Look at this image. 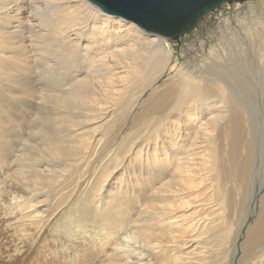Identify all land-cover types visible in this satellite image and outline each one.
Listing matches in <instances>:
<instances>
[{
	"label": "rangeland",
	"instance_id": "obj_1",
	"mask_svg": "<svg viewBox=\"0 0 264 264\" xmlns=\"http://www.w3.org/2000/svg\"><path fill=\"white\" fill-rule=\"evenodd\" d=\"M5 3L6 0H0V35L4 41L1 43L0 55H5V59L0 60V66H5L1 69L5 72L3 80L0 77L1 83L4 87L7 85L5 89L16 90L21 83L20 74L23 75L22 73H27L29 70L30 77L35 82L39 80L37 86H40L44 77L47 76L43 73L45 72L42 64L44 61L40 60L41 55L47 59L53 56H48V58L46 54H42L41 45L35 44L33 47L30 44L33 38L28 36V25H26L29 18L22 19L27 15L26 11H22L19 20L13 18L15 13H12L13 15H10L12 17L8 19L4 18L7 17V11L4 9L17 8L14 3L4 7ZM25 3L24 7L29 8V2L25 1ZM261 3H264V0L222 5L205 16L195 30L178 41L166 39L173 52L172 63L184 71L197 73L205 63L214 64V58H210L212 48L221 53L225 45L227 49L237 53L241 49L230 45L235 39H239L242 43L241 47L245 44L246 48L251 40L258 42L260 40L258 38L264 37V35H259L261 32L264 34L263 27L252 31L253 35L249 33V36L244 31L243 25L256 21L255 17H261V12L257 8ZM103 13L101 11L100 14L107 16ZM252 15L255 17L253 18ZM140 30L149 38L158 37ZM253 36L254 39H252ZM93 45L88 55L90 59L84 61L81 58H73L72 61L69 59L70 63H67L65 59L62 60H65L63 63L61 61L57 75H55L57 78L55 86L58 90L55 94L62 95L65 90L78 88L76 81L80 77H87L90 83L98 82L97 91L102 88L101 90L106 91L107 95L109 91L106 82L110 78L116 81L117 90L125 89L123 94H120L121 99L114 106V116L101 127L96 137L92 136V133L89 136L84 134L82 137L78 131L75 132L74 127L70 128L71 130L65 128L64 132L60 127L55 129L50 124L51 122L41 125L23 119L8 123L0 121V132L6 136V139L9 137L6 142L9 146V157L5 162L0 160V264H162L163 261H160L162 252H152L147 248L142 237L135 234L134 221L139 220V217L150 218L147 205L149 204L148 199L154 194L151 189L149 190L152 188L149 183H154L155 178L154 186L177 188L175 180L171 178L173 168L175 170V161L172 160L170 163L162 160L163 169H160L159 162L152 164L157 170L154 172L155 178L147 172L150 169L141 168L142 164L139 162L140 160L151 162L154 157H160L167 151L171 153L186 151L193 142L196 143L199 151L201 149L199 156L202 160L196 163L195 168L186 166L187 168L182 170L180 175L182 193L177 198L170 194L169 198L176 199L175 202L181 198L184 202L198 200L206 203L204 206H199L198 211L205 214L208 213L207 210L212 211L211 218L216 220H211L214 222L211 228L220 234L214 241L218 247L215 251L218 253L216 259L229 260L230 264H242L241 260L254 250L253 237H258V232L264 230L261 227L264 221V86L259 84V75L253 72L240 75V78L248 83V90L246 93L234 92L235 97L241 102L237 121L228 115L226 102L225 108H220L221 105L216 102L209 103L203 109L204 117L200 115L201 122H203L202 130H197L195 125L181 127L179 144L174 145L177 140L171 141L168 136L162 141L158 139L157 146L151 145L150 150H146L145 144H140L142 139L139 138L168 106L174 71L166 70L153 83L144 76V79L135 76L136 78L134 77L130 84L123 86L122 78L125 74L121 67L125 65L129 69L127 57H124L125 59L119 57L110 47L104 49L103 46H96L99 44ZM25 51H31L32 55L27 58L29 62L22 63V58L26 56L21 55ZM115 63L123 65L114 70ZM23 66H27L28 70H24ZM95 70L98 72L96 73ZM112 72L117 74L112 75ZM205 77L212 78L207 75ZM63 79L64 81H61ZM18 89L21 91L22 87ZM18 92L14 94L18 95ZM223 92L226 98L229 91L224 88ZM213 94L216 96L213 100H218L216 92ZM245 95L248 97L251 110L256 111L258 115L256 130L251 128V119L247 114L249 109L244 108ZM38 96L35 92V97ZM14 102L18 105L17 108L23 105L21 101L14 100ZM37 103L41 104V99ZM224 109L227 110V114H223V118H220L222 114H219V111ZM18 110L22 112V115L25 114L26 109L19 108ZM98 119L101 117L98 116ZM94 123L95 121L88 123L86 129L91 128ZM43 127L46 129L51 127L48 133L54 131L56 137L63 138L64 154L50 153L54 150V147L50 146L52 141L47 142L49 138L44 136L46 132L38 130ZM60 130L62 133L59 132ZM76 145L79 149L81 148L82 154L71 151L70 147H76ZM65 156L74 159L72 161ZM120 166L123 167L117 171ZM33 167L38 171V178H36L37 175L34 177ZM142 172L147 181L142 177L143 175H139ZM108 175L113 177V181L108 178ZM105 178H108L107 183L104 181ZM187 179L195 181V184L191 185L195 187L189 191V196H186L182 189ZM112 182L114 185L109 186L108 184ZM124 182H127L125 186L127 190L123 193L124 198H121L122 205L114 208L112 202H107L109 199L105 196L107 192L101 191L100 188L104 184L105 188L107 187L106 191H110L108 195L111 197L112 192H116ZM184 186L189 187L190 185L185 184ZM193 193H195L194 198L191 197ZM213 205H215L214 208H212ZM190 207L191 205L188 207L184 204L183 209H178V213H183L186 208ZM192 212L193 210L190 209L185 214H192ZM202 222L201 220L198 223L197 229ZM238 234L239 238L235 241L234 238ZM174 245H177V240L174 241ZM173 251L177 253V247H174ZM254 261L250 264H255Z\"/></svg>",
	"mask_w": 264,
	"mask_h": 264
},
{
	"label": "bare ground",
	"instance_id": "obj_2",
	"mask_svg": "<svg viewBox=\"0 0 264 264\" xmlns=\"http://www.w3.org/2000/svg\"><path fill=\"white\" fill-rule=\"evenodd\" d=\"M25 1L29 2L30 5L29 8L24 7L26 5ZM11 3L17 5V8L14 9L10 7L4 9L5 11H7L6 14L7 17L4 18L8 19L12 17L10 16L12 13H15L13 18L15 17L17 20H19L20 19L19 15L22 13V11L23 10L26 11L27 15L23 16L22 19H25L26 17L29 18L26 25H28L27 26V33L29 34L28 36L33 38L30 44H32L33 47L35 44L41 45L40 51L41 52L43 51L42 54H46L47 57L52 55L53 57L52 58L48 57L49 59H47L45 56L41 55L42 59L39 58L41 61H44V63L42 64L45 72L43 73H45L44 74L45 76L47 75L46 77H44V81H45V82L43 81L44 84L42 82H39L42 83L40 86H37V82L39 80L35 82L30 77L31 74L28 70V67L23 66V69L28 71L27 73H22L23 75L20 74L19 81L21 80L20 81L21 83L19 85L22 87V90L20 91V89H18L20 86L17 87L19 92L17 89L13 90L12 88H10L11 86L9 87L11 90L5 89L7 85L5 87L2 85L1 79L5 76L4 75L5 72H3L1 69L5 66L3 65L0 66V77H1L0 121L1 122L4 121L8 123L14 120H22V119L28 122L30 121L36 122L41 125L42 123L46 124L51 122L50 124H52L55 129L60 127L61 130L65 132V128L70 129L74 127L75 132L78 131L80 135H82V137L84 136V134L89 136L90 133H92V136L96 137L101 127L114 116L115 113L114 106L121 99L120 94H123L125 89L122 88L121 90H117L115 88L116 81H114L111 78L109 79L108 77L107 79H109V81L106 82L107 84L106 87L109 91L108 95L105 94L106 91L101 90L102 88L100 89V91L98 90L100 92L98 93L97 91L99 86L97 84L98 82L90 83L87 77H80V78L78 77L79 79L76 81L78 88L72 89L70 86L72 90H65L63 91L64 93H62V95L55 94L58 93V90L55 86L57 82L56 81L57 78L55 77V75H57V70L60 67L61 61L65 59L67 63H70V61H72L73 58L74 59L81 58V60L84 61L90 59L88 55H90L89 52L91 51L90 49L92 48L93 44L94 45L99 44L96 46L99 47L103 46L104 49H109L110 47L112 48L113 52H116V54L119 55V57L122 58L127 57L126 59H128L129 61L127 66L129 65V69L125 65L121 67V65L123 64L120 63L114 64L115 67L114 70H117L119 66L124 69L125 76L122 78L124 84L121 82L123 86L130 84L135 76L139 77V79H141L144 76L146 79L150 80L151 83H153L161 75H163V73L166 70L169 69L174 71V75L172 78L173 79L172 89L170 91V97H169L170 100L168 106L166 107V109H164L161 112V116L158 119H156L150 127H147V129L143 133L144 135L139 138L142 139L140 144H145L144 147L146 146L145 147L146 150L147 149L150 150L149 147H151V145L153 147L157 146V144L159 143L157 141L158 139L162 141L164 138L168 136L171 139V141L175 142V140H177L176 144L174 145H177V143L179 144L180 143L179 141L181 139L180 133L182 132V131L180 132L181 127H186L188 125L189 126L195 125L197 130H202L201 127L203 122H201L200 115L204 117L202 115L203 109H205V107L209 103L216 102L221 105L220 108H225V102H226L228 115L231 118H233L235 121H237L239 118L238 110L241 107V102L235 97L234 92L242 91L246 93L248 90V83L240 78L241 74L245 75L246 73L253 72V74L255 73L256 75H259L260 77L259 84L260 86H264V37H262V39L258 38L260 39L258 42L257 40L256 41L251 40L250 37L251 41L250 43L249 42L247 43V48L245 47V44L243 45L244 47H241L242 43L240 42L239 39H235L234 41L231 39L233 43H231L230 45H235L239 49H241L238 50L237 53L230 51V49H227L225 45H223L221 49L222 50L221 53H218L217 50H213L212 48V52L210 51L211 52L210 58H214V64L205 63L204 67L199 72L193 73L188 70L184 71L181 69V67L176 66L175 64L172 63L173 52L171 51L170 49L171 47L167 43L166 38L165 39L163 37L159 38L161 37L159 35H155L158 36L157 38H149L148 36H146L141 32L139 27L137 28L136 25H135L136 27L133 26L134 24L130 22H127L118 17H113L106 13L103 14L107 16H103L102 14H100L101 10L96 6L94 7L93 4H91L87 0H6L4 7L9 6V4ZM37 3H41V4L38 5ZM253 8L255 9L256 7ZM257 8L259 9V12H261V17H255L254 15H252L253 18L255 17L254 19L256 21H253L252 23L249 24L245 22L247 25H243V29L246 33H248V35L249 33L250 35H253L251 34L253 33L252 31H257L258 28H262V27H263L262 30L264 32V24H263L264 3L259 4ZM9 9L11 11H9ZM250 10H252V8H250ZM118 19H121L124 22ZM249 20H251V18ZM261 33L259 35H264ZM252 39H254V36L252 37ZM3 42L4 41L2 35H0V53L2 51L1 43ZM24 48L25 47L23 46V49ZM109 51L111 52V50ZM31 55H32L31 51H27V52L25 51L23 55H21V56H26L24 59L22 58V63L29 62V59L27 58L30 57ZM4 56L5 55L3 56L0 55V60H4L5 59ZM104 56L106 57V55ZM69 59L71 60L69 61ZM108 60L111 59L108 58ZM64 61H62V63ZM19 69L20 68H18V70ZM97 72L98 71H96V73ZM112 73H113L112 75L117 74L114 72ZM205 75L210 76L212 78H207L205 77ZM61 81H64V79ZM49 82L51 83L50 85L47 84ZM82 86H84V88ZM3 88L5 90H3ZM224 88L229 91V95H227L226 98H225V93L223 92ZM16 91L18 92V95L14 94V92L16 93ZM35 92L39 95L37 98L35 97ZM213 92H216L218 100L215 101L213 100L216 98ZM46 93L48 94L46 95ZM244 97L245 98L243 100V104H244V108L249 109L247 114L251 119V128L252 130H256L257 128L256 118L258 116L257 112L251 110V105L248 101V97L246 95ZM39 99H41L42 101L41 104L37 103ZM14 100H18L22 102L23 105H19V108H24V110L26 109L24 115L21 114L22 112L20 113V111L18 110L19 108H17L18 105L15 104ZM48 102L51 104H49ZM227 110L225 111L224 109L222 111H219V114H222L219 117L223 118L224 116L223 114L225 113L227 114ZM204 112L206 111L204 110ZM98 116L101 117V119H98ZM93 121H95V123L91 125V128L86 129L88 123ZM49 128L46 129V127H43V129H38V130H42L43 133L46 132L44 136L46 137L48 136L49 139H47V142L48 140L52 141L51 144L50 142L49 144L50 146L54 147V150L50 151V153L56 155L64 154L65 152L63 151H65L64 150L65 147L63 144L64 142L63 138L56 137L55 135L56 133H54V131H52V133H48ZM61 130L59 132H61ZM39 133L42 134L41 131H39ZM5 137L6 136L0 132V160L4 162L9 157V153H8L9 146L6 143L9 137L7 139ZM64 138H65V134H64ZM73 140L74 139H72V141ZM78 145H76V147H70L71 151L73 150V152L75 153L76 151L77 153H81L80 152L81 148L79 149ZM98 145L99 144H97V146ZM200 148L201 147L199 146V149ZM42 152L44 153V151ZM75 153L74 155H76ZM169 153L171 152L168 151L165 152L162 156H160L161 158L154 157V159L151 162L149 161L143 162L142 160H140L139 162L140 164H142L141 168H145V169L147 168L146 170L150 169L147 172L151 174L152 177L155 178L154 172H156L157 170L156 168H154V166H152V164L154 165L156 162H159V164H161L162 160L168 161L170 163L172 162V160L175 161V170L173 168L171 178L175 180V185L177 188H175L174 186L170 188H167L166 186H161L160 188L158 186H154V183L156 182V178L154 179L155 180L154 183H149L150 186L152 187L149 188V190L151 189L152 194H154L152 198L151 197L150 199L147 198L149 200V204L147 206H148L150 218L144 219L138 216L139 220L136 219L134 221L135 224L134 228L136 230L135 234L136 235L139 234V236L142 237L144 244L147 246V248L150 251L152 252L156 251L157 253L162 252L161 253L162 260H160L161 262L163 261L162 264H230L229 260L220 261V259H216L218 257V253L217 252L215 253V251L218 249V247L214 244V241L217 237L220 236V234L214 231L213 228H211V226L214 225V222L212 221H216V220H212L211 218L212 211L207 210L208 211V213H206L207 215L205 213L198 211V207L204 206L206 205V203H201V201L198 200H194V201L187 200V202H184V200L181 198L177 199L178 202H175L176 199L173 200L169 198L170 194H172L175 198H177L179 194L182 193V190L180 189L181 188L180 175L182 173V170L187 168L186 166L190 168H195V166L197 165L196 163L202 160L201 159L202 157L199 156L200 155L199 153H201V149L199 151L198 146H196V143L193 142L192 146H190L186 151H182L180 153H174V152H172L171 154ZM65 157L67 158L69 156H65ZM65 157L63 158L65 159ZM55 158H57V156ZM69 158L72 161L74 159L71 157ZM122 167L123 166L118 167L117 171H119ZM160 169H163L162 164L160 166ZM33 171H34V177L37 175L36 178H38L39 174L37 169L33 167ZM41 174L43 175V173ZM139 175L140 176L143 175L142 177H144V179L147 181V179L145 178V174L143 172L142 174L140 173ZM108 178H111V180L113 181V177L111 175L110 176L108 175ZM108 178H105V180L104 179L103 180L106 181L107 183ZM112 184L114 185V182L109 183L108 185L111 186ZM128 184H129V180H128ZM185 184H188L190 186L185 187L184 186ZM193 184H195V181L193 179H187L184 182L182 189L186 196H189L188 195L189 191L194 189L195 186L191 187V185ZM125 186H127V182H124V184L121 185V187L119 186L116 192H112L113 195L111 197L108 195L110 191H106L107 187L105 188L104 184L103 186H101L100 190L107 192V194L105 193V196L109 198L107 201L108 203L112 202L114 208H119V206L122 205L121 198H124L123 193L126 192L127 190ZM148 193L150 194V192ZM144 195L146 196V194ZM148 196H152V195H148ZM191 197L194 198L195 193H193ZM184 204H186L188 207L191 205V207L186 208L185 212L183 213H178V209H183ZM169 206L172 207L170 208ZM214 207L215 205L212 206V208ZM188 209L189 211L190 209L193 210L192 214H185L189 212ZM201 220L203 222L200 224V227L197 229L198 223ZM261 227L264 229V221L261 223ZM257 235L258 237L257 236L253 237L254 250L249 252V254H247V256L241 260L242 264H250L253 260H255L254 261L255 264H264V230L263 232H258ZM238 238H239V234L234 238V240L236 241ZM176 240H177V245L173 246V243ZM162 247H164V249H162ZM174 247H177L178 249L177 253L173 251ZM163 251L165 252L163 253ZM122 256L125 255L122 254Z\"/></svg>",
	"mask_w": 264,
	"mask_h": 264
},
{
	"label": "water",
	"instance_id": "obj_3",
	"mask_svg": "<svg viewBox=\"0 0 264 264\" xmlns=\"http://www.w3.org/2000/svg\"><path fill=\"white\" fill-rule=\"evenodd\" d=\"M102 12L146 33L178 41L222 5L249 0H87Z\"/></svg>",
	"mask_w": 264,
	"mask_h": 264
}]
</instances>
